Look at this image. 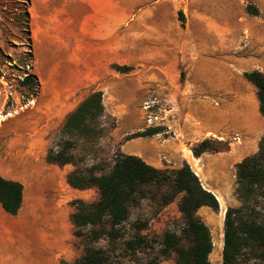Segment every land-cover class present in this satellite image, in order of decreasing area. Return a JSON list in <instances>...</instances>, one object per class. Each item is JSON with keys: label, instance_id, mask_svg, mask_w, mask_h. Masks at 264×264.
<instances>
[{"label": "rangeland", "instance_id": "rangeland-1", "mask_svg": "<svg viewBox=\"0 0 264 264\" xmlns=\"http://www.w3.org/2000/svg\"><path fill=\"white\" fill-rule=\"evenodd\" d=\"M122 6L129 9L128 19L122 16ZM92 11L83 0H0V176L24 185V213L39 199L58 214L69 210L68 218L58 219L57 225L73 236V248L59 256L61 264L80 259L89 246L104 251L106 264H150L160 254L164 233L181 230L182 195L162 206V192L153 188L117 228V239L108 235L106 224L89 226L83 237H77L70 219L75 202H96L99 191L70 187L67 175L76 166L49 164L48 150L59 141L57 134L67 116L88 95L101 91L105 115L98 129L75 138L74 150L79 165L95 167L98 174L110 172L125 148H133L135 156L143 148L153 157L152 143L127 140L148 128H162L167 137L187 136L189 143L204 139L228 143L230 150L240 153L236 162L256 153L264 136L263 118L254 137L228 121L222 132L208 130L203 113L206 105L221 106L228 118L236 94L247 91L244 73L259 70L255 59L264 52V0H115L112 42L84 33L83 21ZM122 18L124 22L116 25ZM104 53L108 56L102 57ZM260 59L264 63V56ZM116 66L132 69L123 73ZM29 75L40 84L35 96L24 84ZM151 115L159 117L154 125L148 124ZM193 146L183 147V155L189 161L185 163L197 170L200 160L192 159ZM221 153L203 154L211 178L224 175L227 155ZM236 166L227 168V179L220 183L225 198L213 189L220 211L209 207L199 211L213 235L212 264H223L225 210L240 204L237 180L230 179ZM46 212L39 211L37 225L46 220ZM93 231L101 237L92 239ZM138 235L145 243L132 248L129 242ZM157 264L177 263L171 257ZM236 264L264 262L246 255Z\"/></svg>", "mask_w": 264, "mask_h": 264}, {"label": "trees", "instance_id": "trees-1", "mask_svg": "<svg viewBox=\"0 0 264 264\" xmlns=\"http://www.w3.org/2000/svg\"><path fill=\"white\" fill-rule=\"evenodd\" d=\"M257 13V12H256ZM184 22L185 15L179 12ZM184 26V25H182ZM119 72H129V66H116ZM245 79L257 89L259 112L264 117V73L259 70L244 73ZM24 84L31 88V96L37 94L39 81L33 75L25 78ZM105 115L103 92L88 95L79 107L71 112L57 134L58 142L49 148L46 160L49 164L66 166L72 164L75 170L67 175V183L76 190L96 188L100 198L93 203L84 200L75 202V211L70 219L75 227L74 235L83 237V230L89 226L107 225L108 235L117 239L118 227L129 220L132 207L148 197L153 188L162 192L161 204L167 206L182 195L179 209L183 224L180 232L167 230L160 242V254L150 264L174 257L177 264H212L210 255L214 249L210 227L202 220L199 211L209 207L220 211V204L212 191L205 189L200 178L188 163L179 169H157L141 157L121 154L108 173H97V168L79 165L75 138L98 129ZM162 128H148L131 134L127 140L150 137L161 133ZM56 141V140H55ZM230 145L204 139L192 148L196 158L203 154L228 152ZM236 196L239 206L228 207L224 219L223 264H236L239 258L248 255L250 259L264 262V136L258 144V151L245 157L237 164ZM24 202V185L17 180L0 176V205L12 216H17ZM144 227V226H143ZM101 237L93 231L92 239ZM185 240L187 244H185ZM145 243L138 235L129 242L132 248ZM246 252H249L247 254ZM108 257L102 249L89 246L80 259L63 264H106Z\"/></svg>", "mask_w": 264, "mask_h": 264}, {"label": "crops", "instance_id": "crops-1", "mask_svg": "<svg viewBox=\"0 0 264 264\" xmlns=\"http://www.w3.org/2000/svg\"><path fill=\"white\" fill-rule=\"evenodd\" d=\"M83 1L87 2L93 10L83 21L85 27L84 33L89 34L90 36H100L105 42H112L113 28L115 26V19L113 18L115 0ZM121 9L122 16H125L126 19H128V7L124 8V6H122ZM119 22L123 23L124 19L116 20V25H119ZM262 51L263 50L256 54L260 58L264 56V52ZM107 56V53L102 55V57ZM260 58L255 59V64L258 65L259 71L264 73V63ZM249 83L250 82L246 84V92L241 91L239 94H236L235 100L237 102L231 108L228 118L226 116L225 108L221 106L214 107L213 105L205 106L203 113V117L206 120L205 128H208V130L213 132H222L225 123L228 121L232 124H239L244 127L249 136L256 137L258 135V132L260 131L258 122L261 118L264 119V117H262L259 112V100L255 93V90L257 89L251 83L252 86H250ZM141 139L145 143L153 144V147L151 148L152 151L150 149V153L152 152L153 157H148L146 150L143 148L138 150L141 153L138 154V156L149 165L158 169L181 168L183 164L188 161L183 155V147L193 146L199 142L196 140L189 143L188 141L190 138L187 136H184L183 139H177L173 135L170 137L164 136L163 133H158L151 137ZM243 150L245 151L246 149ZM123 151L126 155H135L133 148H125ZM190 153H192V151ZM224 153L227 156L225 158L226 161L222 164L225 168L223 169V171H225L223 176L211 178L208 175L207 168L202 161V157L206 153L199 158H196L192 153V156L194 157H192V159L200 160V163L195 165L197 166V170L193 169L192 166L191 167L200 178L204 188H206V186L212 188L209 189L212 193H214L213 189H216L225 198L226 192L221 188L220 183L227 179V168L231 164L236 165L241 161L236 162L240 153H234V148H231L230 151ZM143 154L145 156H143ZM236 172L235 175H233V178L230 176L231 181L232 179H236ZM214 195L216 194L214 193ZM24 206L25 199L19 214L17 216H12L6 213L3 210L2 205H0V264H61L59 256L66 250H71L73 248V244H71L73 236H70V234L66 233L65 230L57 225L58 219L66 220V218H68V215H70L69 210L63 208L60 214H58L55 207L50 205L43 206L41 199L36 200L29 205L25 213L23 212ZM42 209L48 211L46 214H43L44 216L47 215V217H45V221L41 220V224L37 225L40 221L38 214ZM17 223L19 225H15ZM31 223H34V225H30ZM34 244H36L35 247ZM67 262L73 261L67 260Z\"/></svg>", "mask_w": 264, "mask_h": 264}, {"label": "built area", "instance_id": "built-area-1", "mask_svg": "<svg viewBox=\"0 0 264 264\" xmlns=\"http://www.w3.org/2000/svg\"><path fill=\"white\" fill-rule=\"evenodd\" d=\"M159 117L158 116H149L148 118V124L149 125H154L155 123H157Z\"/></svg>", "mask_w": 264, "mask_h": 264}, {"label": "water", "instance_id": "water-1", "mask_svg": "<svg viewBox=\"0 0 264 264\" xmlns=\"http://www.w3.org/2000/svg\"><path fill=\"white\" fill-rule=\"evenodd\" d=\"M206 189V188H205ZM209 191V190H208ZM211 192V191H210ZM217 198V197H216ZM219 201V200H218ZM219 204H220V202H219ZM226 212H227V209L225 210V214H226Z\"/></svg>", "mask_w": 264, "mask_h": 264}, {"label": "bare ground", "instance_id": "bare-ground-1", "mask_svg": "<svg viewBox=\"0 0 264 264\" xmlns=\"http://www.w3.org/2000/svg\"><path fill=\"white\" fill-rule=\"evenodd\" d=\"M218 199V198H217ZM219 200V199H218ZM61 221V220H60Z\"/></svg>", "mask_w": 264, "mask_h": 264}]
</instances>
